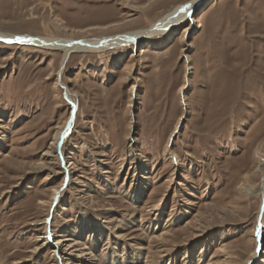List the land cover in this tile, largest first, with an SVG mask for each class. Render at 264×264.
Masks as SVG:
<instances>
[{"label": "rangeland", "instance_id": "rangeland-1", "mask_svg": "<svg viewBox=\"0 0 264 264\" xmlns=\"http://www.w3.org/2000/svg\"><path fill=\"white\" fill-rule=\"evenodd\" d=\"M187 1L0 0V32L108 37ZM192 18L63 70L0 41V264H264V201L243 188L264 172V0ZM67 93L63 160L42 166Z\"/></svg>", "mask_w": 264, "mask_h": 264}, {"label": "bare ground", "instance_id": "bare-ground-1", "mask_svg": "<svg viewBox=\"0 0 264 264\" xmlns=\"http://www.w3.org/2000/svg\"><path fill=\"white\" fill-rule=\"evenodd\" d=\"M200 0H189L187 2L181 3L175 6L172 10L162 15L159 19L153 22L146 29L135 30L125 34H116L108 37H97V38H73V37H47V36H34V35H10L7 33L0 32V41L8 44H25L29 46H34L46 50H58L62 52V59L60 63V69H64L66 62L69 60L73 53L81 52H99L107 49H116L121 46H128L131 44L138 43V41H143L149 39L153 36L158 35H169L172 29L186 20H193L192 12L193 9L199 4ZM187 29V28H186ZM184 29V30H186ZM62 69V70H63ZM60 82V81H58ZM61 83V82H60ZM65 86V91L68 92ZM67 101L71 105L70 115L65 120L63 125L59 127L55 133V137L50 144L49 150L45 151L41 157L42 162L39 164L44 166L47 162H53L54 158L60 159L62 157V145L65 139L68 137L69 130L73 124V116L77 110V98L76 94L66 95ZM63 160V157H62ZM259 164V163H258ZM258 166V165H257ZM263 167L264 162L259 164V168ZM62 185L58 189L54 190L52 193V200L55 201L61 197L63 194ZM244 192L246 194H253L254 196L259 195L264 201V172L262 178V185L259 189H256L251 185H244ZM49 234V230H48ZM261 231L257 227L255 232L256 244L259 245L261 242ZM49 238V236H47ZM55 249L54 252L58 251L57 248L62 247L60 241L54 243ZM67 248V246H66ZM257 249L254 250L252 255H256ZM59 252V251H58ZM60 256V253H58ZM64 261V260H63Z\"/></svg>", "mask_w": 264, "mask_h": 264}, {"label": "water", "instance_id": "water-1", "mask_svg": "<svg viewBox=\"0 0 264 264\" xmlns=\"http://www.w3.org/2000/svg\"><path fill=\"white\" fill-rule=\"evenodd\" d=\"M193 11H194V9H193Z\"/></svg>", "mask_w": 264, "mask_h": 264}]
</instances>
